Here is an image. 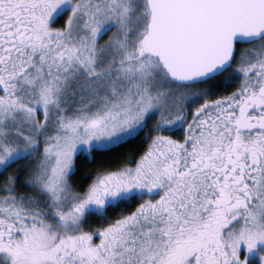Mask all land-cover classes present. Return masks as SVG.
<instances>
[{
    "label": "snow or ice",
    "instance_id": "obj_1",
    "mask_svg": "<svg viewBox=\"0 0 264 264\" xmlns=\"http://www.w3.org/2000/svg\"><path fill=\"white\" fill-rule=\"evenodd\" d=\"M0 264H264V0H0Z\"/></svg>",
    "mask_w": 264,
    "mask_h": 264
}]
</instances>
